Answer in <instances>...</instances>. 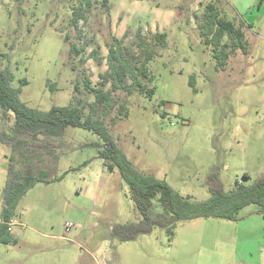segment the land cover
<instances>
[{"label":"rangeland","instance_id":"obj_1","mask_svg":"<svg viewBox=\"0 0 264 264\" xmlns=\"http://www.w3.org/2000/svg\"><path fill=\"white\" fill-rule=\"evenodd\" d=\"M91 1L85 13L83 0H0V71L14 75L21 101L40 111L88 106L93 93L83 79L111 89L101 74L109 71L114 37L124 36L132 50L138 31L153 45L165 34L143 69V91L112 93L118 105L106 123L115 143L138 171L191 201L211 197L214 173L227 192L263 178L264 0ZM211 13L242 29L237 46L215 50L202 29ZM72 45L84 50L70 55ZM121 103L127 114L113 121ZM98 109L102 118L105 109ZM15 123L0 108V223L16 191L42 173L47 179L11 207L12 241L0 242V264H264V215L255 205L238 220L180 221L173 237L155 226L121 242L114 229L144 215L119 171L106 167L101 137L61 124L43 125L38 135L37 125L22 128L20 136ZM10 168L15 187L6 198ZM148 202L152 218L169 216L160 195Z\"/></svg>","mask_w":264,"mask_h":264},{"label":"trees","instance_id":"obj_2","mask_svg":"<svg viewBox=\"0 0 264 264\" xmlns=\"http://www.w3.org/2000/svg\"><path fill=\"white\" fill-rule=\"evenodd\" d=\"M24 1V0H21ZM81 10L86 7L90 12L91 6L94 4L91 0H83ZM109 1L103 0L101 6L108 7ZM81 10H76L73 14L72 23L78 26V21L83 18L78 13ZM206 17V15H205ZM203 32L212 37V43L217 51L221 47H229L234 44L237 46V39L243 37L241 28L220 18L218 15L211 13L210 19L204 23ZM128 36V33H127ZM69 41V35L65 37ZM156 44L147 41L141 31L136 34V39L132 43V50L125 45V37H114L113 43L109 47L108 66L109 71L101 74V78L105 82L112 84L109 91H104L103 88L94 89L91 87L89 78L83 79L85 91L93 93V101L87 104L81 101L77 106L71 107H53L49 111H40L29 108L20 99V89L14 88L12 82L14 75L9 70L0 71V108L11 111L15 114V132L20 136L26 134L22 128L36 126L39 129L36 134H40L43 125L61 124L64 127H82L93 131L103 140L104 149L101 152V157L106 161V167L110 172L118 170L123 180L130 188L131 198L135 201L138 209L144 215V220L140 223H131L128 225L118 226L114 229V235L121 242L132 241L139 234H150L155 226L167 228L169 236L173 237L177 223L180 221H191L198 218H220L227 220H238L245 208L255 205L258 207V213L264 215V177L255 182L253 185H243L238 183L235 188L230 191H224L218 181V173L211 175L212 187L211 197L203 202L191 201L190 197H183L176 192L165 180L157 179L151 175H145L138 171L127 158L124 152L115 143L110 129L106 123L107 116L118 105V101L112 98V93L116 90H123L130 95L136 91H143L140 79L146 74L145 64L148 60L154 57V47L163 45L166 40L165 34L155 35ZM210 41V39H209ZM84 50V49H81ZM75 45L69 49L70 55L80 53ZM225 51V50H224ZM138 52L141 57H137L134 53ZM225 55V54H224ZM139 60L140 65L134 66L131 59ZM228 59V55H225ZM85 62V60H83ZM74 71L76 66L72 67ZM142 70V71H141ZM81 78V77H79ZM132 80L131 86H126V81ZM22 84H27V81H22ZM78 89V88H77ZM153 94L152 91L149 92ZM105 109L102 118L98 117L100 107ZM89 107L90 111H87ZM121 110L118 117L112 118L113 121L120 120L127 114L126 103L120 104ZM10 190L6 194L9 196L15 187L14 176L10 168ZM244 178H249L244 175ZM47 176L42 173L38 177H33L29 184L23 190L16 191L14 199L6 201L5 215L1 218L0 223V242L9 244L12 241L9 230L12 223L9 212L11 207L22 198L27 191L36 182L46 181ZM160 195V201L168 209L169 216L161 218H152L150 216L151 204L149 200L155 199ZM147 199V200H146Z\"/></svg>","mask_w":264,"mask_h":264},{"label":"built area","instance_id":"obj_3","mask_svg":"<svg viewBox=\"0 0 264 264\" xmlns=\"http://www.w3.org/2000/svg\"><path fill=\"white\" fill-rule=\"evenodd\" d=\"M13 225H14V223H11V224H10V228H9V230H11V227H12Z\"/></svg>","mask_w":264,"mask_h":264}]
</instances>
